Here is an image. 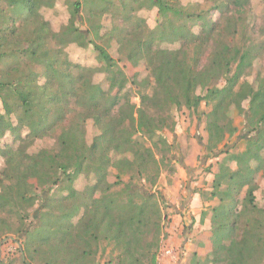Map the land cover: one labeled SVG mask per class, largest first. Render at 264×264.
Here are the masks:
<instances>
[{
    "label": "trees",
    "instance_id": "obj_1",
    "mask_svg": "<svg viewBox=\"0 0 264 264\" xmlns=\"http://www.w3.org/2000/svg\"><path fill=\"white\" fill-rule=\"evenodd\" d=\"M204 1L208 9L181 0H70L68 23L55 30L42 10L57 0H0V239L21 238L22 264H98L108 245L116 264H157L161 206L135 180L160 172L156 137L169 144L162 132L171 127L174 107L198 111L205 103L212 151L236 131L229 109L246 98L254 134L244 151L229 153L236 168L223 164L215 176L212 249L205 256L194 252L192 260L264 264V205L256 195L257 172L264 168V79L258 76L255 86L245 78L264 52V24L251 30V0ZM145 10H156V25L150 26ZM80 18L86 30L77 25ZM113 41L118 60L146 63L152 91L139 92V106L91 86L99 68L73 61L67 50L93 45L97 59L116 72ZM88 119L98 130L91 142ZM7 134L11 141L3 143ZM50 137L57 147L30 150ZM111 167L115 182L108 181ZM81 174L93 178L85 190L75 187ZM117 184L124 186L116 190ZM39 190L48 196L30 220Z\"/></svg>",
    "mask_w": 264,
    "mask_h": 264
},
{
    "label": "rangeland",
    "instance_id": "obj_2",
    "mask_svg": "<svg viewBox=\"0 0 264 264\" xmlns=\"http://www.w3.org/2000/svg\"><path fill=\"white\" fill-rule=\"evenodd\" d=\"M70 0H57L52 9L44 8V16L49 19L55 30H61L68 23L70 16L68 3ZM187 4L189 2H199L201 6L208 9L210 4L204 0H181ZM252 15L250 17L251 30H258L264 24V0H251ZM150 26L156 25V10H145L141 12ZM219 13H215V18H219ZM104 24L109 27L111 19L105 17ZM78 26L82 30L88 28V23L82 18L79 19ZM93 33L90 34L92 36ZM264 39V35L261 36ZM70 58L73 61L81 62L89 66H96L99 70L93 75L88 83L91 86L100 85L109 95L116 93L129 96L130 100L140 105L139 92L144 90L151 93L152 89L145 80L151 77L146 63L142 61L138 66H133L126 60H118V44L113 41L109 51L115 60H118V67L122 69L124 75L118 72V67L113 69L116 72H109L104 62L97 59V52L93 45L88 47H79L76 44H70L67 47ZM264 79V52L254 62L252 69L245 78L257 86V77ZM152 80V78H151ZM223 84V80L220 82ZM249 101L244 99L240 106L232 105L229 109V115L232 117L236 131L233 134H226L218 147L212 151L208 148V133L205 130L206 116L202 112H207L209 107L202 103L198 111L191 107H174L171 110L169 124L171 127L163 130L169 144H165L156 137V145L150 140L148 144H153L156 158L160 162V172L156 177L155 172L150 174V180L135 179L136 186L143 187V191L154 195L161 206L162 229L160 243L158 247L157 264H193V255L196 252V241L202 243L206 239L210 241L209 232L211 229L212 207L219 202L218 197L212 196L214 190V179L219 172L221 165L230 163L229 153L232 151H244L247 148V137L254 134L247 127L245 110L248 108ZM0 103V113L1 111ZM87 140L91 142L98 133L92 119H88ZM250 134V135H249ZM10 135L3 138V143L11 141ZM43 147H57L54 138H45L37 140L30 148L31 151H37ZM228 151V152H227ZM264 155V151H263ZM236 168V163H230ZM4 165V159L0 156V168ZM117 170L110 168L108 181L115 182ZM128 181V177L124 178ZM256 181L259 188L256 191L257 202L260 206L264 205V168L257 172ZM93 183L91 175L81 174L75 181V187L85 190ZM123 184H117L114 189L119 190ZM41 199L31 210L30 220L38 215L43 202L48 196V191L39 190ZM137 199L140 200L137 194ZM243 197V194L241 195ZM204 216V218H202ZM208 227V228H207ZM178 230H181L179 236ZM193 236V247L189 249L188 255H185V261L182 260L185 254V246L182 244L184 238ZM198 236V237H197ZM204 239H202V237ZM148 240L153 238L152 234L147 235ZM21 238L14 235L0 239V262L6 264H22L18 246ZM205 249V248H203ZM212 249V245H211ZM211 250L208 252L210 253ZM205 253L202 256L207 255ZM114 253L112 246H102L98 254V264H116L113 261Z\"/></svg>",
    "mask_w": 264,
    "mask_h": 264
},
{
    "label": "crops",
    "instance_id": "obj_3",
    "mask_svg": "<svg viewBox=\"0 0 264 264\" xmlns=\"http://www.w3.org/2000/svg\"><path fill=\"white\" fill-rule=\"evenodd\" d=\"M208 228V227H207ZM180 232H181V230H178V236H179V234H180ZM198 237V236H197ZM202 237V236H201ZM202 239H204V237H202ZM193 236L192 235H190L189 237H186V238H184V240H183V242H182V244L185 246V248H186V252H185V254L183 255V258H182V260L183 261H185V257H187V256H185V255H188V253H189V249L191 248V247H193L192 245H193ZM197 243H196V248L194 249L199 255H204L205 253H208L210 250H211V243L209 242V240L208 239H206L205 240V242H204V247H202V243H198L199 242V240H197L196 241ZM203 248H205V249H203Z\"/></svg>",
    "mask_w": 264,
    "mask_h": 264
}]
</instances>
